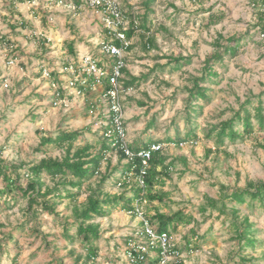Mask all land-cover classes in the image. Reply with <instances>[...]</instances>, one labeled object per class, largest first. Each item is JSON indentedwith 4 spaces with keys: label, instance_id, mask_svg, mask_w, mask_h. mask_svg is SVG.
I'll list each match as a JSON object with an SVG mask.
<instances>
[{
    "label": "rangeland",
    "instance_id": "obj_1",
    "mask_svg": "<svg viewBox=\"0 0 264 264\" xmlns=\"http://www.w3.org/2000/svg\"><path fill=\"white\" fill-rule=\"evenodd\" d=\"M144 1L122 0L123 8H128L139 24L145 15L149 26L147 31L139 26L132 34L125 59L127 73L122 71L120 78L121 82L139 78L137 86H122L126 136L132 145L150 138L161 142L176 137V132L183 135L188 129L186 87L192 85L193 77L204 73V60L216 49L213 43L226 45L229 37L241 38L235 54L220 48L223 60L213 64L220 79L213 77L203 84L210 89V98L199 114H191L196 141L179 146L161 142L160 152L168 158L166 163L176 159L171 178L162 188L168 197L165 203H143L139 212L151 215L156 208L167 214L183 211L191 221L172 231L170 244L178 246L177 251L183 249L184 236L195 229L201 249L171 253L160 264H264V207L259 202L235 203L239 218L246 217L253 223L254 235L260 240L255 248L247 247L240 253L252 256L250 262L237 258L238 244L230 221L217 216L216 211H200L208 199L218 200L227 188L264 181V128L243 140L226 138L219 149H214V138L206 135L211 125L229 118L231 109H238L247 98L253 99L251 107L261 100L264 108V36L255 25L258 8L254 0H154L147 9ZM76 3L0 0V41L4 39L0 42V157L6 163H26L28 167L45 156L62 157L63 147L40 146L42 137L59 131L83 130L76 147L96 143L101 137L102 128L96 124L103 109L95 100L99 89L54 106L50 89L41 77L43 68L52 69L57 77L66 57L87 51L99 54L97 47L105 36L102 25L90 8ZM210 14L221 19L207 26ZM70 41L75 55L67 51ZM8 43L13 44V51ZM16 54L22 59L9 64V57ZM170 56L189 61L172 69L166 64ZM251 113L254 115L253 109ZM252 121L257 127L254 116ZM125 162L116 152H106L100 173L83 186L77 200L59 201L53 214L42 212L33 218L26 210V197L14 201L4 195L8 206L0 201V264H129L124 239H140L136 229L141 215L113 210L97 218L100 240L98 255L93 259H85L77 238L69 243L63 235V224L74 233V210L82 207L89 193H98L101 176H109L103 193L118 195L124 190L115 187L113 180ZM41 180L45 186L54 184L45 174Z\"/></svg>",
    "mask_w": 264,
    "mask_h": 264
},
{
    "label": "trees",
    "instance_id": "obj_2",
    "mask_svg": "<svg viewBox=\"0 0 264 264\" xmlns=\"http://www.w3.org/2000/svg\"><path fill=\"white\" fill-rule=\"evenodd\" d=\"M78 2V0H74ZM154 0H145L143 4L148 9ZM13 3V2H12ZM253 5L257 6L255 25L264 36V0H254ZM125 15L129 20L126 35L131 38L137 28L142 27L148 30L149 26L145 22L146 16L141 24L136 21L133 13L128 8H123ZM221 19L220 15L210 14L207 17L206 25H214ZM25 26V22L21 24ZM14 27V25H11ZM4 41L2 39L0 42ZM227 44L222 45L220 42L213 43L216 49L211 55L205 58L203 65V74L200 77H193L192 85L186 87L187 97L185 102V117L188 123L187 131L181 135L176 132V137H166L161 142L173 143L179 146L185 142H193L197 139L196 127L194 125L192 113L199 114L203 105L209 101V88L203 85L207 80L217 77L220 79V74L213 70V64L216 61L223 60V51L226 53L235 54L241 43L239 37H229L226 39ZM13 49V44L8 43ZM131 47V46H130ZM129 47V48H130ZM222 48L223 51L220 50ZM67 51L71 54L75 53L73 43L70 41L67 44ZM20 57V54H16ZM166 64L171 65L172 69H177L181 64H185L189 59L182 56L167 57ZM124 73H127L123 69ZM139 78L131 77L130 80L123 81V87L137 86ZM89 93V91H87ZM201 101L202 103H199ZM143 105V103H140ZM253 99H245L238 109H231V116L211 125L207 129V136L214 138V149H219L224 144L226 138L235 142L237 139L243 140L251 135L255 130H263L264 128V108L261 100L257 101L254 107ZM254 110L252 115L251 110ZM256 119V126L252 121V117ZM175 122V120H174ZM239 126H241L239 128ZM101 129V137L96 143H85L82 147H76V141L83 137V130L59 131L55 135L44 136L40 140V146H59L64 148V155L60 158L45 156L37 163L28 165L9 164L0 157V180L2 188H0V201L2 206H8V200L4 195L16 201L19 196L27 199V212L29 216L37 218L42 212L53 214L56 205L59 201L68 199L75 201L80 195L83 186L90 182L91 179L100 173L101 161L108 151L116 152L120 159H125L126 162L121 166L117 177L113 180V185L124 189L118 195L105 194L102 191V186L109 176H101L98 193L92 191L86 197L82 207L75 208V231L70 232L67 224H63L64 238L69 242H73L77 238L80 246L85 251V259H93L98 255V241L100 240L99 225L95 220L99 217L108 216L113 210L130 212L136 215V209L143 203L159 202L165 203L168 193L163 191L165 181L171 178V170L176 164V159L173 158L166 163L167 157L161 152H153L147 161L144 172L141 171V159L136 155L139 150L146 149L153 142L150 138L146 142L139 144H130L129 148L135 153L131 158H127L125 154L118 148L115 140H110L104 137ZM0 148V153L1 149ZM45 150V149H44ZM211 152V150H208ZM49 176L54 184L45 186L41 180L42 175ZM140 176L142 184L135 180ZM22 180L25 183H22ZM128 180V182L126 181ZM129 187V188H128ZM251 203L259 202V205L264 207V181H248L244 187L227 188L223 191L221 197L217 199H208L206 204L200 207V211L204 213L206 210L216 211L217 216H224L225 220L230 221V228L234 232V237L238 244V257L242 262H250L252 256L244 257L240 253L245 248H255L259 245L260 240L254 235L253 223L248 221V218H239L238 210L235 203L242 204L246 201ZM1 208V207H0ZM143 218L151 225L156 233L167 232L172 235V231L178 230L179 225L191 221V216L184 215L183 211H176L167 214L154 209V213L147 215L142 213ZM143 222H139L136 231H142ZM200 236L195 229L190 230L188 236H184L183 249L177 251L178 246H172L169 251L181 253L184 250L194 252L201 249L198 243ZM203 238V237H201ZM125 252L129 254V264H159L162 260V248L159 244L148 247L144 252H136L129 246L133 237H126Z\"/></svg>",
    "mask_w": 264,
    "mask_h": 264
},
{
    "label": "built area",
    "instance_id": "obj_3",
    "mask_svg": "<svg viewBox=\"0 0 264 264\" xmlns=\"http://www.w3.org/2000/svg\"><path fill=\"white\" fill-rule=\"evenodd\" d=\"M79 3L90 8L105 32L104 38L99 41L97 47L99 54L87 51L79 56L66 57L65 64L57 71L59 74L57 77L49 68L41 70V77L45 79L46 85L50 89L54 106L67 104L71 97L84 96L88 93L87 91L91 92L98 88L99 94L95 100L102 105L103 109L102 117L96 121V124L103 129L104 137L115 140L125 156L131 158L135 153L128 146L122 104L124 89L122 88L123 81H120V78L123 77L122 71L125 68L126 55L131 46V38L126 35L129 20L123 10V2L122 0H78L76 4L79 6ZM16 60V56L9 57L8 63L14 64ZM7 86L8 84L5 82L4 87ZM162 147L163 143L153 142L148 148L136 153L141 159L142 172H144L151 154L160 152ZM135 180L142 184L140 176ZM136 215H141L143 228L142 231L137 232L140 239L129 243L132 250L144 252L148 247L159 244L163 255L161 262L165 256L176 253L169 251L172 247L170 244L171 235L167 232L156 233L143 218V214L139 212L138 208ZM127 255L129 256L128 253Z\"/></svg>",
    "mask_w": 264,
    "mask_h": 264
},
{
    "label": "crops",
    "instance_id": "obj_4",
    "mask_svg": "<svg viewBox=\"0 0 264 264\" xmlns=\"http://www.w3.org/2000/svg\"><path fill=\"white\" fill-rule=\"evenodd\" d=\"M20 59H22V57H20V58H17L16 62H17V61H19Z\"/></svg>",
    "mask_w": 264,
    "mask_h": 264
}]
</instances>
